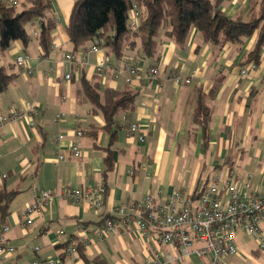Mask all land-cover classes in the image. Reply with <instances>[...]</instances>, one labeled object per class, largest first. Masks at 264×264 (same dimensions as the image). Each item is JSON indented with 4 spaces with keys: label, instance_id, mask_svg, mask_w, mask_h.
<instances>
[{
    "label": "crops",
    "instance_id": "1",
    "mask_svg": "<svg viewBox=\"0 0 264 264\" xmlns=\"http://www.w3.org/2000/svg\"><path fill=\"white\" fill-rule=\"evenodd\" d=\"M5 1H17L18 6L27 0ZM75 1L51 0L57 26L48 54L34 36V32L39 33L37 23L29 27L32 37L27 45L15 41L9 49L0 51V69L12 77L7 88L0 91V112L9 114L28 103L38 108V115L33 116L35 127L30 126V119H17L0 130V188L17 192L8 214L3 218L0 212V230L10 227L0 243L15 248L11 259L16 264H46L50 260L56 264H144L156 249L162 251V261L172 255L175 259L171 264H209L208 259L195 255L180 260L176 248L155 245L151 238L138 235L134 224L105 238L97 237L92 231L103 223V217L85 201L56 199L46 210L33 215L29 223L21 221L26 207L36 200L34 186L61 191L103 183L107 187L104 204L108 210L142 201L148 194L160 202L175 191L197 195L215 176H232L236 184L263 192L264 47L257 69L241 74L258 32L241 43L219 47L205 43L193 28L181 47L161 31L157 61L137 50L125 54L139 66L141 75L131 85L123 77L114 80L111 74L106 84L101 83L102 88L130 89L135 93L133 111L114 117L118 129L111 149L118 155L113 169L106 171L105 148L111 142L110 133L101 130L106 121L81 90L83 74L92 82L98 78L95 66L101 56L91 53V46L86 52H73L67 29ZM212 2L227 17L243 21L250 20L260 9L257 0ZM68 52L82 55L85 61L80 70L66 61ZM22 54L28 60L25 67L15 63ZM105 54L115 63L120 60ZM154 66L160 69L158 77L146 79ZM68 73L72 75L70 80L65 79ZM174 73H181L191 82L175 85L171 80ZM200 95L211 96L207 99L211 116L205 144L202 128L193 120ZM60 113L65 116L55 120ZM131 122L139 123L145 142H139L137 135H127ZM97 128L100 130L92 137ZM77 130L83 132L79 138L80 158H75L68 148ZM60 135L64 139L58 141ZM59 155L64 159L60 160ZM113 219L120 227L119 218ZM260 227L264 233V221ZM70 244L76 245L77 253H66ZM237 246L239 255L232 257L230 264H247V255L238 240Z\"/></svg>",
    "mask_w": 264,
    "mask_h": 264
},
{
    "label": "built area",
    "instance_id": "2",
    "mask_svg": "<svg viewBox=\"0 0 264 264\" xmlns=\"http://www.w3.org/2000/svg\"><path fill=\"white\" fill-rule=\"evenodd\" d=\"M11 4L17 5L18 2L13 1ZM131 16L130 27L135 29L139 24L138 11L133 9ZM34 36L38 37V32H34ZM90 52L101 56L97 60L95 72L103 84H106L109 74L114 80L123 77L127 85H131L141 75L139 66L127 56H123L116 63L108 59L99 40L94 41ZM64 57L66 61L73 64L75 70H80L81 64L85 61L82 55L73 52L66 53ZM27 62V56L24 54L15 59V63L21 67H25ZM257 67L258 65L254 62L246 64L241 70L242 76L256 70ZM124 72L126 75L122 76ZM159 72V67L154 66L149 69L145 78L156 79ZM71 77L72 75L68 73L65 79L70 80ZM171 80L175 85L191 82L181 73L172 74ZM36 115H38V108L35 104L29 103L9 114L0 112V130L4 125L17 119H30V126L35 127L33 116ZM64 116V113H60L55 120H60ZM127 135L129 137L137 135L139 142H145L146 135L137 122H131L128 125ZM82 136L83 132L77 130L68 144L75 158H80L82 155L79 144V138ZM63 139L62 135L58 137V141ZM59 159L63 160L64 156L59 155ZM33 190L37 197L26 207L22 224L29 223L33 215L46 210L56 199L71 202L85 201L97 215L108 214L109 216L92 231L97 237L105 238L134 224L138 235L151 238L155 245H171L176 248L179 251L180 260H187L195 255L202 260L208 259L209 264H230V259L239 255L236 234L240 229L255 238L260 248H264V233L260 227L261 222L264 221V191L252 192L249 186L236 184L232 176L213 177L198 197L195 194L186 195L175 191L167 196L166 201L160 202L154 195L148 194L142 201L121 204L112 210H108L104 204L107 187L103 183L86 188L66 187L61 191L45 190L34 186ZM132 209H135L136 213H130L129 210ZM113 218H119L120 227H116ZM9 230V226H4L0 230V239ZM84 231L89 232V229ZM77 252L74 244H70L66 250L68 255ZM14 253L13 246L6 242L0 243V264H16L11 259ZM161 257H163L162 251L156 249L154 255L144 264H171L175 259L172 255H167L166 260L162 261ZM33 264H40V262H33ZM46 264H56V261L50 260Z\"/></svg>",
    "mask_w": 264,
    "mask_h": 264
},
{
    "label": "trees",
    "instance_id": "3",
    "mask_svg": "<svg viewBox=\"0 0 264 264\" xmlns=\"http://www.w3.org/2000/svg\"><path fill=\"white\" fill-rule=\"evenodd\" d=\"M51 4V0H27L17 6L0 0V51H6L15 41L27 45L32 37L29 27L37 23L39 45L48 54L53 46L52 33L57 26ZM257 4L260 5L258 13H254L250 20L243 21L224 15L212 0H76L67 34L73 52H86L95 40H99L105 53L113 54L118 60L137 50L148 59L157 61L161 31L181 47L193 28L198 30L205 43L219 47L226 43H241L257 31L255 47L248 53L244 64L254 62L259 65L264 47V0H257ZM133 9L139 13V24L135 29L130 27ZM11 79L0 69V91L7 88ZM81 90L106 121L101 130L110 133L111 142L105 148L104 158L105 169L110 171L118 155L116 150L111 149L118 129L114 117L121 112L129 114L133 111L135 93L130 89L102 88L99 78L92 82L87 80L85 74L81 78ZM208 98L199 96L193 118L202 128L204 144L208 140L211 116ZM99 130L94 129L91 136L95 137ZM16 193L0 188V212L3 218L8 214V206ZM102 217L104 222L109 216Z\"/></svg>",
    "mask_w": 264,
    "mask_h": 264
},
{
    "label": "rangeland",
    "instance_id": "4",
    "mask_svg": "<svg viewBox=\"0 0 264 264\" xmlns=\"http://www.w3.org/2000/svg\"><path fill=\"white\" fill-rule=\"evenodd\" d=\"M236 237L241 246V251L247 255V264H264V248H260L255 238L241 230L238 231Z\"/></svg>",
    "mask_w": 264,
    "mask_h": 264
}]
</instances>
